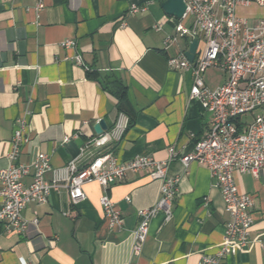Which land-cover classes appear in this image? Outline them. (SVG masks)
<instances>
[{"label":"crops","instance_id":"obj_1","mask_svg":"<svg viewBox=\"0 0 264 264\" xmlns=\"http://www.w3.org/2000/svg\"><path fill=\"white\" fill-rule=\"evenodd\" d=\"M164 1L44 0L38 12V0H0V169L9 166L14 131L23 126L26 139L17 162L50 154L52 168L45 178L58 177L60 185L46 203L24 208L22 216L30 222L25 232L9 233L0 222V264H199L204 254L221 248L231 217L210 170L198 162L187 167L171 161L169 174L180 180L172 218L163 212L154 216L140 253L134 248L138 210L159 200V180L139 171L107 190L90 182L78 204L66 186L68 162L98 136L94 126L102 119L108 130L121 123L122 136L89 148L78 159L80 167L107 152L123 162L139 154L167 160L169 147L189 152L209 130L212 114L189 97L192 73L168 65V57L185 54L191 42L178 34L180 18L165 12ZM132 4L147 9L132 14ZM237 12L254 24L264 17V6H239ZM168 37L177 40L165 49ZM67 39L76 45L64 46ZM88 70L102 81H123L128 94L122 111L115 95L88 77ZM203 78L215 89L227 73L211 67ZM24 181L30 183L31 176ZM236 183L254 196V222L246 248L222 264H264V168L257 176L236 174ZM104 193L120 208V229L108 224L100 203Z\"/></svg>","mask_w":264,"mask_h":264},{"label":"built area","instance_id":"obj_2","mask_svg":"<svg viewBox=\"0 0 264 264\" xmlns=\"http://www.w3.org/2000/svg\"><path fill=\"white\" fill-rule=\"evenodd\" d=\"M186 11L177 26L180 36L189 41L198 40L194 62L184 53L168 57V65L174 70H188L193 83L189 97L197 100L202 110L212 114L211 124L206 134L197 140L193 149L182 153L174 146L169 147V158L158 160L152 155L139 154L123 162L111 152L92 155L85 166L78 165V159L91 147H101L113 139H120L123 125L116 126L95 138L81 148L67 166L66 186L73 204L86 198L83 186L98 182L105 190L110 184L122 182L129 172L145 171L153 180L161 182L160 198L151 207L138 210L141 218L134 232L136 253H140L154 216L163 212L172 218L173 208L179 194V177L169 174L172 160L178 159L185 166L198 162L208 167L214 185L220 190L225 203V211L231 219L225 226L224 239L216 254H204L199 264H222L229 255L241 252L250 241L254 222V196L241 192L236 183V174L250 173L257 176L264 168V17L254 24L241 17L239 6L257 4L264 6V0H184ZM45 7L44 0H38L36 11ZM146 6L132 4L130 13L145 11ZM190 22V26L186 22ZM177 38L168 37L165 49ZM64 46H75L67 39ZM82 63L80 54L75 56ZM216 67L227 73L226 81L212 89L205 84L204 73ZM254 114L250 122L243 123L242 116ZM25 129H15L10 152V164L0 169V222L6 231L25 232L29 221L22 216L24 208L31 202L46 203L59 178L47 180L45 174L51 170V155L39 154L32 163L17 162L20 145L25 141ZM65 137L64 141H68ZM31 176V182L24 178ZM130 200L129 197H127ZM108 224L112 229H120L124 224L120 208L104 193L100 198ZM38 218L32 223L37 225ZM27 264V263H26Z\"/></svg>","mask_w":264,"mask_h":264},{"label":"water","instance_id":"obj_3","mask_svg":"<svg viewBox=\"0 0 264 264\" xmlns=\"http://www.w3.org/2000/svg\"><path fill=\"white\" fill-rule=\"evenodd\" d=\"M162 7L164 8L165 12L169 15L176 16L178 18H182L186 11V3L184 0H165L162 3ZM198 47V40L194 39L189 49L185 52L186 57L190 62H194L196 51ZM94 129L98 135L104 133L109 129L106 121L104 119L97 122L94 126Z\"/></svg>","mask_w":264,"mask_h":264},{"label":"trees","instance_id":"obj_4","mask_svg":"<svg viewBox=\"0 0 264 264\" xmlns=\"http://www.w3.org/2000/svg\"><path fill=\"white\" fill-rule=\"evenodd\" d=\"M88 77L98 80L105 90L110 91L115 97L119 100V109L122 111L121 102L127 97V86L123 83V81L118 78L114 77L111 81H102L96 72L88 70ZM134 118L130 116V124L133 123Z\"/></svg>","mask_w":264,"mask_h":264},{"label":"rangeland","instance_id":"obj_5","mask_svg":"<svg viewBox=\"0 0 264 264\" xmlns=\"http://www.w3.org/2000/svg\"><path fill=\"white\" fill-rule=\"evenodd\" d=\"M253 115L254 114H251V113L250 114L243 115L242 116V119H244V120L252 119Z\"/></svg>","mask_w":264,"mask_h":264}]
</instances>
